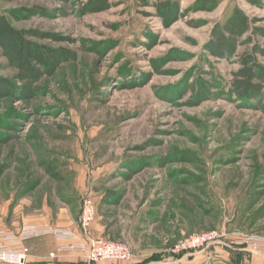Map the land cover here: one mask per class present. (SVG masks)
Here are the masks:
<instances>
[{"label": "rangeland", "instance_id": "374dc122", "mask_svg": "<svg viewBox=\"0 0 264 264\" xmlns=\"http://www.w3.org/2000/svg\"><path fill=\"white\" fill-rule=\"evenodd\" d=\"M93 1L0 0L16 28L71 39L37 42L76 54L31 97L0 98V225L49 223L83 240L91 196L89 235L128 244L131 259L26 264H166L192 254L202 255L196 264H264V251L235 239L264 242V84L258 98L235 85L264 37L243 36L233 58L206 49L236 8L264 28V0H106L84 15ZM0 77L20 85L2 48ZM212 232L224 238L172 254L182 239Z\"/></svg>", "mask_w": 264, "mask_h": 264}, {"label": "trees", "instance_id": "16d2710c", "mask_svg": "<svg viewBox=\"0 0 264 264\" xmlns=\"http://www.w3.org/2000/svg\"><path fill=\"white\" fill-rule=\"evenodd\" d=\"M250 4H260L258 0H245ZM106 0H94L91 5L83 8V14L102 11ZM251 33L252 36L264 37V28L256 26L243 10L236 8L224 22L216 23L210 33L206 49L211 56L218 59L233 58L241 45L240 39ZM252 36H250L252 38ZM248 38L247 40L251 41ZM37 40L53 42L72 41L58 34L44 33L36 30H22L12 25L6 16L0 14V48L10 65L17 72L20 85L0 77V98L13 96L19 92L21 96L31 97L35 85L46 75L52 74L64 61L76 58V54L65 48H52L38 43ZM253 55L243 57V68L238 74L235 85L245 95L260 97L264 84V71L257 62L255 55L263 54L258 44L253 46Z\"/></svg>", "mask_w": 264, "mask_h": 264}, {"label": "built area", "instance_id": "2783aa9c", "mask_svg": "<svg viewBox=\"0 0 264 264\" xmlns=\"http://www.w3.org/2000/svg\"><path fill=\"white\" fill-rule=\"evenodd\" d=\"M96 203L93 197L88 196L83 202L81 226L86 233L85 239H79L71 230L56 228L50 225L25 226L19 232L9 231L0 225V264H26L30 258V249L27 243L30 240L55 237L60 242L56 250L50 253L49 259L58 260L60 257L81 255L89 262L99 261H128L132 257L131 248L126 243L94 238L89 235L88 229L96 220ZM224 238L219 232L195 234L182 239L172 249L173 255L184 254L189 251L201 250L218 243ZM235 239L252 244L255 248L264 251L262 240L238 236Z\"/></svg>", "mask_w": 264, "mask_h": 264}, {"label": "crops", "instance_id": "0c3cea01", "mask_svg": "<svg viewBox=\"0 0 264 264\" xmlns=\"http://www.w3.org/2000/svg\"><path fill=\"white\" fill-rule=\"evenodd\" d=\"M39 224L40 223L34 224V225H39ZM44 225H50V226H53V227L58 226V225H52V224H49V223H45ZM29 226H33V225H29ZM58 227H56V228H58ZM10 228L17 229L16 227H10ZM15 232H17V231H15ZM59 242L60 241L57 240L55 237L49 236V237H44V238L30 240L27 243V246L30 249V252H31L30 256L33 259L46 260V258L50 256V253L56 250L57 244ZM157 250H155V251H153L151 253H148V254H143L142 253L140 255H135L134 260L136 262L139 261V259L140 260L141 259L145 260L150 255L154 256L153 254L156 253ZM157 255H159V253ZM187 256L188 255H185V256H182V257H177L176 256V257H174L176 260H174V258H171L172 256L168 257L167 259L169 260V262L167 261L168 263H166V264H180V261L183 262L182 264H196V261L198 262V260L203 259L202 255L196 256L195 254H192L188 258H186ZM64 258H73V257L72 256H66V257H60L58 260L48 259V261H52V262L53 261H56V262L60 261V262H62V261H65ZM199 263L202 264V262H199ZM199 263H197V264H199ZM151 264H155V263L152 262ZM220 264H225V263H220Z\"/></svg>", "mask_w": 264, "mask_h": 264}]
</instances>
